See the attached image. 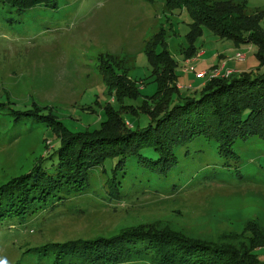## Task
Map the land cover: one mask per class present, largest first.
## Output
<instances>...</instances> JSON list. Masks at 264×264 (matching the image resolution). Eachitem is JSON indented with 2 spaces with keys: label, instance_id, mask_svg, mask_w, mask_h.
<instances>
[{
  "label": "rangeland",
  "instance_id": "1",
  "mask_svg": "<svg viewBox=\"0 0 264 264\" xmlns=\"http://www.w3.org/2000/svg\"><path fill=\"white\" fill-rule=\"evenodd\" d=\"M247 1L249 14L264 8V0ZM192 20L186 9L170 13L163 0H58L57 7L38 5L22 13L0 0V186L60 143L46 122L17 119L15 111L40 107L70 131L99 128L106 119L103 105L110 102L119 109L121 104L108 92L100 57H129V76L145 82L143 92L151 95L156 85L145 45L162 26L169 34L168 49L178 60V78L187 84L181 48L189 45L186 33ZM194 45L207 57L223 53L228 59L243 52L246 59L234 61L239 67L253 61L256 71L264 66L257 44H237L207 27ZM185 90L189 94V88ZM142 100L125 99V104L140 105ZM123 116L134 123L139 119L131 112ZM233 148L238 160L219 155L214 139L176 147L178 165L166 176L140 172L130 159L129 173L118 180L119 197L109 195L105 182L114 176L118 161L109 157L92 171L85 191L65 195L56 206L25 217H3L0 264H78L56 248L78 239L112 238L141 225L220 242L229 241L235 232L249 246L253 241L248 229L264 228V139L237 140ZM137 244L141 251L121 264H158L147 241ZM256 252L264 259V247Z\"/></svg>",
  "mask_w": 264,
  "mask_h": 264
},
{
  "label": "trees",
  "instance_id": "2",
  "mask_svg": "<svg viewBox=\"0 0 264 264\" xmlns=\"http://www.w3.org/2000/svg\"><path fill=\"white\" fill-rule=\"evenodd\" d=\"M4 1L19 13L38 5L58 4V0ZM163 1L170 13L186 9L193 19L186 33L189 45L181 48L185 58L197 54L194 43L207 27L237 44H257L256 54L264 63V8L249 14L247 0ZM167 32L162 26L145 45L157 84L151 95H143L138 82L129 76L133 68L129 57L113 54L100 57L99 69L108 92L121 104L119 109L110 102L103 105L106 119L99 128L70 131L54 114L42 113L40 107L15 111L17 119L46 122L60 143L28 171L0 186V220L8 214L25 217L39 208L56 206L65 195L85 191L92 171L109 157L118 161L114 176L107 177L105 182L109 195L119 197L118 180L129 173L130 159L140 172L166 176L179 162L175 148L194 140L214 139L219 155L238 160L233 148L237 140L264 139V69L209 77L199 91L182 93L177 86L178 61L168 49ZM160 45L162 48L158 50ZM138 97H143L140 105L125 104V99ZM123 112L139 116L138 123L125 119ZM248 231L253 241L249 246L235 232L230 234L229 241L220 242L167 227L141 225L112 238L71 241L56 251L78 264H121L141 251L137 243L147 241V247L157 254L158 264H264L256 252L264 247L260 242H264V228L251 227Z\"/></svg>",
  "mask_w": 264,
  "mask_h": 264
},
{
  "label": "crops",
  "instance_id": "3",
  "mask_svg": "<svg viewBox=\"0 0 264 264\" xmlns=\"http://www.w3.org/2000/svg\"><path fill=\"white\" fill-rule=\"evenodd\" d=\"M237 52H239V51H237ZM218 56H221L220 60H219ZM234 56L235 55L233 54L231 57H229L227 59V58H225L227 56H225V54H223V53H212L210 56L207 57L206 51L204 52L203 50H198L197 54H195L193 57H190V58H185L182 54V57H183V60L185 63V66L183 67L184 69L182 68L183 73H185V76H182V77L184 79H186L188 81V83L187 84L181 83V81L178 78L177 86L180 88L182 93L184 91H186L185 89L189 88V90H187L189 92V94L192 93L193 91H199L202 88L205 81L209 77L208 76H205V77L198 76L199 73L198 72L195 73V71L193 72L192 69L198 70L199 72H201V71H211V70L216 69V68H220V69L222 68L223 72L226 70H230L233 73H241L243 71L253 70L252 64L254 61L251 64L247 65V67L246 66L245 67H239L236 64V62H234V61H237L234 58ZM215 58H218V60L216 61V63H213ZM207 61L210 63V66L205 68L204 65L206 64ZM211 61H212V63H211ZM191 65H192V68H191ZM188 68H189V70H188ZM263 69H264V67H263ZM186 73H188V75ZM151 81L154 82V80H151ZM154 83H155L156 89H157V84H156V82H154ZM141 84L145 86L146 83L143 82ZM141 84L138 83V85L140 86L141 93L143 95H148V94H145L143 92L145 89L141 87ZM185 94H187V93H185ZM127 123H129V122H127Z\"/></svg>",
  "mask_w": 264,
  "mask_h": 264
},
{
  "label": "built area",
  "instance_id": "4",
  "mask_svg": "<svg viewBox=\"0 0 264 264\" xmlns=\"http://www.w3.org/2000/svg\"><path fill=\"white\" fill-rule=\"evenodd\" d=\"M234 58L238 61H244L246 59V54L243 52H237ZM232 72L230 70L222 71V68H216L211 71H201L198 76H208V77H218V76H229Z\"/></svg>",
  "mask_w": 264,
  "mask_h": 264
}]
</instances>
